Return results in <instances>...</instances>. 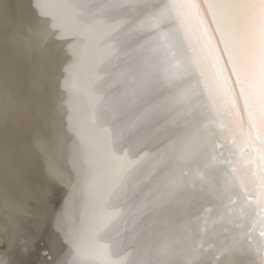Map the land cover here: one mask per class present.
<instances>
[{
	"label": "bare ground",
	"instance_id": "obj_1",
	"mask_svg": "<svg viewBox=\"0 0 264 264\" xmlns=\"http://www.w3.org/2000/svg\"><path fill=\"white\" fill-rule=\"evenodd\" d=\"M125 19L106 0H0V264H138L158 229L156 216L124 219L139 197L125 204L121 189L158 132L133 122L137 113L117 83L131 39ZM205 123L218 141L209 167L231 172L224 163L231 159L246 173L249 153L232 149L241 136L222 118ZM206 171L192 170L197 187L212 180L201 179ZM239 184L232 190L242 196ZM207 207L213 210L194 200L183 210L174 205L166 231L219 230L225 221L214 203ZM233 208L248 212L240 200ZM204 216L207 224L196 222ZM243 223L251 230V218ZM232 234L231 252L209 236L196 241L204 264H250L240 230ZM253 236L260 240L258 225Z\"/></svg>",
	"mask_w": 264,
	"mask_h": 264
},
{
	"label": "snow or ice",
	"instance_id": "obj_2",
	"mask_svg": "<svg viewBox=\"0 0 264 264\" xmlns=\"http://www.w3.org/2000/svg\"><path fill=\"white\" fill-rule=\"evenodd\" d=\"M106 3L125 14V34L131 37L117 81L123 85V99L137 113L134 123L158 130L152 147L140 157L144 163L121 189L125 204L139 197L125 209V221L156 216L159 225L148 233L138 264H204L203 245L197 247L196 241L209 236L231 252L237 244L232 227L240 230L239 243L247 242L250 264H264V0H229L224 5L210 0ZM217 118L227 122L226 130L241 136L242 144L233 140L232 149L241 156L249 153L246 173L240 174L231 159L224 162L231 172L209 167V154L218 141L205 122ZM130 148L142 150L136 144ZM193 169H207L201 179L212 180L197 187ZM236 179L242 196L232 190ZM253 193L255 199H250ZM190 200L207 212L213 210L207 205L214 203L225 223L211 232L193 227L190 235L166 231L173 206L183 210ZM238 200L248 207L247 214L243 208L239 216L235 213ZM185 215L191 222L190 209ZM201 218L207 224L208 216L196 222ZM248 218L251 230L243 223ZM257 225L259 241L253 236Z\"/></svg>",
	"mask_w": 264,
	"mask_h": 264
},
{
	"label": "water",
	"instance_id": "obj_3",
	"mask_svg": "<svg viewBox=\"0 0 264 264\" xmlns=\"http://www.w3.org/2000/svg\"><path fill=\"white\" fill-rule=\"evenodd\" d=\"M229 2V0H227V3Z\"/></svg>",
	"mask_w": 264,
	"mask_h": 264
}]
</instances>
